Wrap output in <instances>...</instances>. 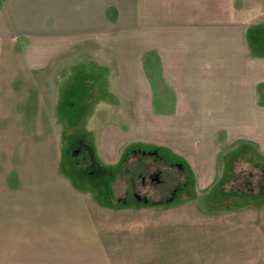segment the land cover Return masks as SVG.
Returning a JSON list of instances; mask_svg holds the SVG:
<instances>
[{
  "label": "crops",
  "instance_id": "0c3cea01",
  "mask_svg": "<svg viewBox=\"0 0 264 264\" xmlns=\"http://www.w3.org/2000/svg\"><path fill=\"white\" fill-rule=\"evenodd\" d=\"M3 75L14 89L16 77L41 75L48 100L51 79L60 98L88 77L98 106L121 109L99 141L112 155L126 147L117 178L125 175L127 187L137 172L131 160L154 151L163 168L182 164L192 188L264 202V176L251 180L253 168L264 173V0H0ZM140 143L152 150L132 149ZM117 189L113 211L140 209L139 200H124L126 188ZM5 198L0 213L11 226L0 227V264H83L67 258L64 231L44 227L78 218L76 204L90 198H42L36 210L32 197ZM130 213L134 220L168 216ZM15 218L26 227H15Z\"/></svg>",
  "mask_w": 264,
  "mask_h": 264
},
{
  "label": "rangeland",
  "instance_id": "374dc122",
  "mask_svg": "<svg viewBox=\"0 0 264 264\" xmlns=\"http://www.w3.org/2000/svg\"><path fill=\"white\" fill-rule=\"evenodd\" d=\"M81 76L60 98V84L51 79L49 100L48 93L42 91L47 79L41 75L16 77L17 91L8 76H0V203L7 195L8 199L32 197L36 210L41 207L36 201L42 198H90L92 204H76L78 218H65L59 227H44L64 231L65 239H60L67 244V258L74 257L83 264H264V202L219 200L212 196L211 187L192 188V181H188L185 192H178L169 204H134L140 207L136 210L139 215L154 212L168 216L134 220L130 212L135 210L113 211L118 206L112 203L116 188L117 193L126 188L125 175L116 177L126 147L115 149L112 155L99 140L104 131L116 126L121 109L98 106L100 99L90 92L88 77ZM135 148L152 150V146L141 143ZM137 159L131 160V166ZM252 170L257 174L256 179L251 176L256 184L264 173ZM136 182L141 186L140 177ZM77 183L83 187L78 188ZM215 190L221 193L219 187ZM153 198L159 196L154 194ZM16 206L25 213L26 206ZM69 206L72 210L73 204ZM121 211L129 213L111 220L110 215L105 216ZM5 214V210L2 216L0 213V227L9 228ZM14 221L15 227H26V221Z\"/></svg>",
  "mask_w": 264,
  "mask_h": 264
},
{
  "label": "flooded vegetation",
  "instance_id": "af4514ba",
  "mask_svg": "<svg viewBox=\"0 0 264 264\" xmlns=\"http://www.w3.org/2000/svg\"><path fill=\"white\" fill-rule=\"evenodd\" d=\"M147 153H141L137 156V161L132 164L137 172L130 176L131 184L130 187L126 186L124 200L135 198L144 204H169L167 202L172 201L178 192H185L183 189L188 186L190 180L188 171L179 163L175 164L176 169L174 170L163 168L165 166L163 157L154 151ZM139 177L142 182L141 186H137L136 182V178ZM154 194H157L159 199L155 200Z\"/></svg>",
  "mask_w": 264,
  "mask_h": 264
},
{
  "label": "trees",
  "instance_id": "16d2710c",
  "mask_svg": "<svg viewBox=\"0 0 264 264\" xmlns=\"http://www.w3.org/2000/svg\"><path fill=\"white\" fill-rule=\"evenodd\" d=\"M120 163H123V161H121ZM116 177H117V173H116Z\"/></svg>",
  "mask_w": 264,
  "mask_h": 264
}]
</instances>
